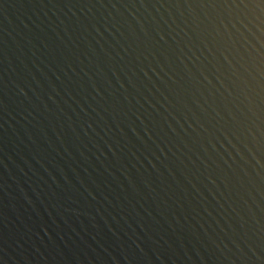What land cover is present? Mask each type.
Returning a JSON list of instances; mask_svg holds the SVG:
<instances>
[{"label": "water", "instance_id": "1", "mask_svg": "<svg viewBox=\"0 0 264 264\" xmlns=\"http://www.w3.org/2000/svg\"><path fill=\"white\" fill-rule=\"evenodd\" d=\"M0 264H264V0H0Z\"/></svg>", "mask_w": 264, "mask_h": 264}]
</instances>
